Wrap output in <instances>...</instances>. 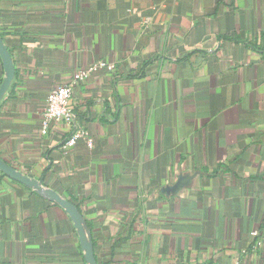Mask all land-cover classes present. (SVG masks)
I'll list each match as a JSON object with an SVG mask.
<instances>
[{"label": "crops", "instance_id": "obj_1", "mask_svg": "<svg viewBox=\"0 0 264 264\" xmlns=\"http://www.w3.org/2000/svg\"><path fill=\"white\" fill-rule=\"evenodd\" d=\"M0 36V157L73 196L98 264H264V0H0ZM97 61L43 135L49 90ZM75 129L91 147L63 148ZM0 264H85L67 214L4 174Z\"/></svg>", "mask_w": 264, "mask_h": 264}, {"label": "water", "instance_id": "obj_2", "mask_svg": "<svg viewBox=\"0 0 264 264\" xmlns=\"http://www.w3.org/2000/svg\"><path fill=\"white\" fill-rule=\"evenodd\" d=\"M0 61L3 68V76L0 81V103L10 88L14 76L15 67L11 55L0 36ZM0 172L8 178L24 185L42 199L59 206L70 219L82 252L85 264H98L95 253L93 238L90 228L82 212L66 197L61 195L54 188L45 185L40 179L28 175L27 173L8 164L0 157Z\"/></svg>", "mask_w": 264, "mask_h": 264}, {"label": "built area", "instance_id": "obj_3", "mask_svg": "<svg viewBox=\"0 0 264 264\" xmlns=\"http://www.w3.org/2000/svg\"><path fill=\"white\" fill-rule=\"evenodd\" d=\"M102 67L112 69L114 65L108 64L105 61H97L85 68L77 69L72 74L69 82L53 86L49 90L40 121V131L43 135L47 133L52 123H64L69 126L74 125L75 115L69 104L72 97L73 86L80 81L86 80L93 71ZM80 138L84 139L89 147L92 146V139L87 131L75 129L63 142V148L73 146ZM250 235L255 236L256 232L253 231Z\"/></svg>", "mask_w": 264, "mask_h": 264}, {"label": "trees", "instance_id": "obj_4", "mask_svg": "<svg viewBox=\"0 0 264 264\" xmlns=\"http://www.w3.org/2000/svg\"><path fill=\"white\" fill-rule=\"evenodd\" d=\"M68 138V137H67ZM66 138V139H67ZM65 139V140H66ZM64 140V141H65ZM0 176H3V174H1ZM42 181V180H41ZM43 182V181H42ZM44 183V182H43ZM45 185H47L46 183H44ZM48 186V185H47ZM58 189V188H57ZM58 191H60L59 189H58ZM70 197V201L80 210V208H79V206H78V203H76L75 201H74V198H73V196H69ZM87 225H88V227H89V223L87 222Z\"/></svg>", "mask_w": 264, "mask_h": 264}]
</instances>
